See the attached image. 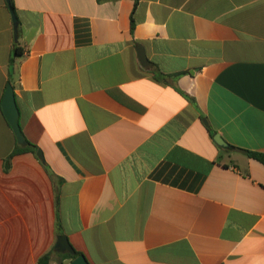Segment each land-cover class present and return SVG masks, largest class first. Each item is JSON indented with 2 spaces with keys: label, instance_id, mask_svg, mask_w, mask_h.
<instances>
[{
  "label": "crops",
  "instance_id": "0c3cea01",
  "mask_svg": "<svg viewBox=\"0 0 264 264\" xmlns=\"http://www.w3.org/2000/svg\"><path fill=\"white\" fill-rule=\"evenodd\" d=\"M13 1L0 264H38L57 229L91 264H264V164L239 150L264 153V0ZM9 80L44 162L14 154Z\"/></svg>",
  "mask_w": 264,
  "mask_h": 264
},
{
  "label": "water",
  "instance_id": "95a60500",
  "mask_svg": "<svg viewBox=\"0 0 264 264\" xmlns=\"http://www.w3.org/2000/svg\"><path fill=\"white\" fill-rule=\"evenodd\" d=\"M9 6V9L11 11L12 19H13V25H14V36L15 39L18 40L19 38V19L14 11V9L11 7V1L6 0ZM138 53L139 57L141 60L148 64V60L141 48H138ZM2 109L3 112L11 125L14 134L17 139V143L21 147L27 146V140L25 138V135L23 134L19 118H20V111L19 107L16 101V96H15V91L14 87L11 83L7 85L4 98L2 101ZM215 142L219 147L224 148V149H233L232 146H230L219 134H215L213 136ZM37 157L44 162V155L41 150H38L36 153ZM55 251L57 253H69L72 256H75L76 250L74 247L71 245L68 237L65 234H60L57 236V241L55 244ZM70 264H91L89 260L87 259L85 254H80L76 258H74Z\"/></svg>",
  "mask_w": 264,
  "mask_h": 264
},
{
  "label": "trees",
  "instance_id": "16d2710c",
  "mask_svg": "<svg viewBox=\"0 0 264 264\" xmlns=\"http://www.w3.org/2000/svg\"><path fill=\"white\" fill-rule=\"evenodd\" d=\"M11 1V7L14 9L15 11V5H14V1ZM132 29H134V27L132 26ZM23 54L21 51L20 46L15 45V55L19 56ZM9 83H12V80H9ZM187 95V94H185ZM188 96V95H187ZM191 100L194 101V99L192 97H190ZM212 135L217 134L216 132H211ZM239 149V148H238ZM39 150V148L36 145H33L32 143H30L29 141H27V146L25 147H17V149L15 150L14 154H21V153H25V152H32L33 154L36 155L37 151ZM242 150L247 156H249L252 159H255L259 162H261L262 164H264V153L262 152H256V151H250V150H245V149H239ZM45 168L47 170V172L49 173V175L54 178L52 172L50 171V169L45 165ZM57 234H61L60 230L57 229ZM56 254L55 253V249L54 247L47 253H45L43 256H41V258L38 261V264H51L53 261V255ZM81 253L76 251L75 256L70 255L69 253H64V254H60L63 257L69 258V259H74L76 258L78 255H80Z\"/></svg>",
  "mask_w": 264,
  "mask_h": 264
}]
</instances>
